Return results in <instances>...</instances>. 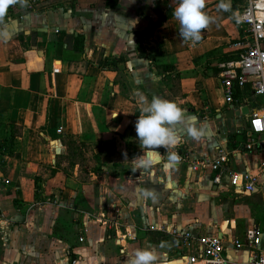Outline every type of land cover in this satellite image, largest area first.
I'll list each match as a JSON object with an SVG mask.
<instances>
[{
  "label": "crops",
  "instance_id": "1",
  "mask_svg": "<svg viewBox=\"0 0 264 264\" xmlns=\"http://www.w3.org/2000/svg\"><path fill=\"white\" fill-rule=\"evenodd\" d=\"M228 2L223 11L220 0H205L214 22L195 43L179 34L173 16L179 0H45L32 7L26 0L7 8L0 18V31L10 34L0 38V264H129L148 247L156 249L157 264H187L178 240L159 229L166 222L222 235L229 264L249 263V251L234 240L255 225L264 228V193L250 195L261 203L245 226L203 225L206 205L214 218L221 210L212 198L235 191L227 180L215 184L209 169H191L192 161L214 159L224 144L238 150L231 169L253 170L264 158L244 146L257 100L252 89L238 90L234 107L225 101L220 63L239 56L233 12L247 0ZM174 76L184 94L173 100L183 110L174 128L191 162L172 164L161 154L151 166L166 174L157 182L132 160L142 154L137 93L149 102L169 100L159 91L175 88ZM244 108L248 114L227 117ZM71 141L90 146L99 161H76L74 175L67 173ZM83 168L90 176L83 177ZM181 170L197 180L188 184L195 192L184 204L176 195L180 179L172 176ZM230 202L221 199L234 207Z\"/></svg>",
  "mask_w": 264,
  "mask_h": 264
},
{
  "label": "built area",
  "instance_id": "2",
  "mask_svg": "<svg viewBox=\"0 0 264 264\" xmlns=\"http://www.w3.org/2000/svg\"><path fill=\"white\" fill-rule=\"evenodd\" d=\"M45 0H28L31 7ZM236 26L240 30V39L236 44L239 56L234 61L223 64L220 73L225 101L234 107L235 93L249 86L257 98L253 106L254 112L248 115L247 131L250 141L245 143L246 149H260L264 154V0H247L246 6L237 8L233 12ZM145 44V41H144ZM58 129V133H62ZM178 143L166 152L161 147L162 161L172 164L191 162L188 152ZM241 149V147H239ZM174 152L178 159H169L168 153ZM237 149L229 150L226 144L219 147L218 155L212 160L198 159L191 162L192 171L209 169L213 174L215 184L222 185L225 180L227 186L243 195L257 192L264 193V158L259 166L253 170L238 171L230 168L232 156ZM9 182V181H7ZM154 228V227H153ZM160 230L172 234L183 251L187 264H229L226 256L227 242L222 235L216 233L194 234L191 229H183L177 225L168 226L163 223ZM88 228L82 230L79 240L83 242ZM234 245L238 249H247L250 260L248 264H264V228L255 225L244 240L235 239ZM73 264H79L74 259Z\"/></svg>",
  "mask_w": 264,
  "mask_h": 264
},
{
  "label": "clouds",
  "instance_id": "3",
  "mask_svg": "<svg viewBox=\"0 0 264 264\" xmlns=\"http://www.w3.org/2000/svg\"><path fill=\"white\" fill-rule=\"evenodd\" d=\"M19 2L24 6L26 0H0V18L6 14L7 8ZM228 0H220L218 8L228 11ZM205 0H179L173 11V16L180 25L179 34L184 41L195 43L201 38V30L205 29L213 18L204 11ZM7 31H0V38H9ZM140 115L137 118L135 128L142 149V154L132 159L137 168L149 169L160 157L158 148L164 147L166 152L178 143L179 137L175 132V124L183 119V110L173 101L160 97L148 98L137 93ZM170 160H177L174 152L168 153ZM127 154L125 153V159ZM146 196L152 197L153 193L147 191ZM158 254L154 247L137 249L129 258V264H157Z\"/></svg>",
  "mask_w": 264,
  "mask_h": 264
},
{
  "label": "rangeland",
  "instance_id": "4",
  "mask_svg": "<svg viewBox=\"0 0 264 264\" xmlns=\"http://www.w3.org/2000/svg\"><path fill=\"white\" fill-rule=\"evenodd\" d=\"M227 62H228V59L226 58L222 59L220 63V67L223 68L222 65L225 63L227 65ZM167 78L168 77L165 78V81H167ZM178 78L177 76L176 77L174 76V82L176 84L175 88H170L171 84H167V85L165 84L164 87H160L159 93H161V95L164 98H167L173 101L181 93V91L179 92ZM181 96H184V94L181 93ZM69 146H70V149H68V152L65 155L66 158H65V165H64L67 173L74 175L75 171L73 170L74 168L73 165L75 164L74 162L76 161L77 162L82 161V163L87 161L88 162L87 164H90L91 166L95 165V163L99 161V158H95L92 156L91 150L93 149H90L88 151V149L91 148L90 146H85V145L81 146L75 141H71ZM83 169H84L82 171L83 177L90 176L88 168L87 169L83 168ZM94 170L95 172H98V169H94ZM146 171H149L150 176H151L150 178H152L154 181H157V182L161 181V179H164L166 177L164 170L162 169V167L159 166V164L157 165L156 170H154V172L151 171V167L149 169H146ZM130 172H133V170ZM172 174L173 173L169 174L170 175L169 177H171ZM172 176H175L177 179H180L181 187H179V192H176V195L178 196V199L180 200V202L184 204L185 200L189 199L188 198L189 196L193 198V194L195 192L194 187H190L188 186V184L195 183V181L197 180L194 179L192 175L187 173V171L185 170H181L180 172H175L174 175ZM185 181H186L185 184H187L186 186H184ZM184 187H186L185 190H184ZM220 198L223 199L224 201H231L235 203L234 207L229 208L227 205L221 204ZM213 201H214V205L215 203H217L219 206L221 205V210L219 213H217L218 217L214 218L215 215H212V213H210L211 208L208 205H206L205 210L199 213V217H201V221L203 225L208 224V226H211V224L215 222L219 225L228 224L230 226V225L237 223L238 226L239 225L245 226L246 219L248 217H251L257 214V212L259 211V209L257 208V205L259 206V204L261 203L258 200V198L254 196H250V195L240 196L239 194L237 195V193L231 192V191H228V192L223 191L220 193V195H217V196L215 195L212 198V202ZM211 221H213V223H211Z\"/></svg>",
  "mask_w": 264,
  "mask_h": 264
},
{
  "label": "water",
  "instance_id": "5",
  "mask_svg": "<svg viewBox=\"0 0 264 264\" xmlns=\"http://www.w3.org/2000/svg\"><path fill=\"white\" fill-rule=\"evenodd\" d=\"M248 113H249V109H248V108H244V109H242V110H240V111H238V110L235 111L234 109H232V110L229 111L227 117H228V118H232V117H234V116L246 115V114H248Z\"/></svg>",
  "mask_w": 264,
  "mask_h": 264
},
{
  "label": "trees",
  "instance_id": "6",
  "mask_svg": "<svg viewBox=\"0 0 264 264\" xmlns=\"http://www.w3.org/2000/svg\"><path fill=\"white\" fill-rule=\"evenodd\" d=\"M237 93H238V91H237Z\"/></svg>",
  "mask_w": 264,
  "mask_h": 264
}]
</instances>
